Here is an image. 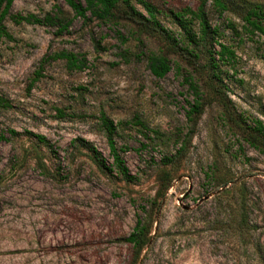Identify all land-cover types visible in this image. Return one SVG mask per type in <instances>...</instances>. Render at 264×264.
Returning <instances> with one entry per match:
<instances>
[{"label": "rangeland", "instance_id": "374dc122", "mask_svg": "<svg viewBox=\"0 0 264 264\" xmlns=\"http://www.w3.org/2000/svg\"><path fill=\"white\" fill-rule=\"evenodd\" d=\"M146 1L174 36L172 14L197 7ZM226 1L221 15L206 6L216 41L235 56L214 78L205 51L178 56L123 6L101 23L75 18L63 0H14L10 16L41 23L7 17L0 36V264H264V154L251 129L264 125V38L239 20L264 0ZM57 9L65 30L45 23ZM60 52L84 68L68 69ZM150 53L170 61L163 79L150 75ZM186 77L201 94L192 122ZM101 115L131 181L113 167ZM137 221L148 234L138 254L125 242Z\"/></svg>", "mask_w": 264, "mask_h": 264}, {"label": "trees", "instance_id": "16d2710c", "mask_svg": "<svg viewBox=\"0 0 264 264\" xmlns=\"http://www.w3.org/2000/svg\"><path fill=\"white\" fill-rule=\"evenodd\" d=\"M196 2L197 7L192 10L188 7L181 9L178 12L172 14L173 20L177 24L181 33L174 36L160 26L156 20L157 9L152 6L146 0H137L138 4L145 10L146 16H142L131 5L129 0H63V2L72 11L75 18L85 19L87 15L101 23H111L115 19L116 12H120L121 6L125 8L123 13L129 15L130 18L137 23L143 25V27H149L157 32L160 36H163L166 40L173 43V46L179 51L178 56L185 58L186 60H197L203 52L208 54L209 66L212 70L213 77H216L219 66L223 63L231 62L234 60V52L228 47L218 43L216 37H218L217 28H211L206 18V6L210 5L214 11L219 15L229 11V5L226 0H192ZM14 0H0V36L6 35L3 27V21L7 17H11L16 23L20 22H34L41 23L39 20L28 16L23 18L21 16H10V8ZM61 11L56 10L53 16H47L45 23L49 25H58L59 31L65 30L69 22H64V19L60 17ZM239 20L242 23L241 27L249 37L258 36L264 38V6L254 4L239 16ZM144 21V23H141ZM195 25L197 30H194ZM231 30L237 33L236 28L231 24ZM213 44L218 45L219 51L215 52ZM210 47V49H208ZM202 53V54H201ZM54 59H61L66 62L68 69L81 70L85 66V60L83 57L77 55L60 52L53 56ZM147 69L151 76L156 79H163L171 70L170 61L161 54L150 53L146 57ZM184 82L187 84L188 91L193 98L192 103H188V109L185 112L188 121L192 122L193 119L200 115L202 111V104L200 102V91L195 82L191 78H184ZM58 114L63 117V113L58 110ZM101 124L104 127L107 144L110 150V156L113 160V167L116 172L124 179L131 181L132 176L129 174L128 169L124 165L123 160L119 155L114 142L115 126L104 115H101ZM260 139V151L264 154V125L260 120L252 121L251 128ZM11 134L14 132L10 131ZM38 142L46 144L44 137L40 135L33 136ZM94 155L96 152L87 146ZM147 230L141 224L140 221L136 222L132 233L125 242L129 243L135 252L138 254L145 245Z\"/></svg>", "mask_w": 264, "mask_h": 264}]
</instances>
